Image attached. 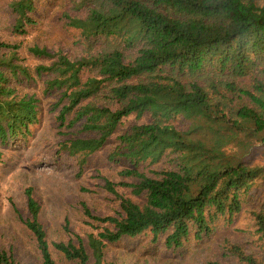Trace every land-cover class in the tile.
<instances>
[{
	"label": "trees",
	"instance_id": "trees-1",
	"mask_svg": "<svg viewBox=\"0 0 264 264\" xmlns=\"http://www.w3.org/2000/svg\"><path fill=\"white\" fill-rule=\"evenodd\" d=\"M43 1L0 0L13 35L38 23ZM57 11L78 54L29 44L30 66L0 40V144L28 139L54 95L55 156L84 166L104 151L121 179L104 178L113 210L84 204L91 229L66 223L51 246L26 188V216L14 210L36 264H123L109 248L142 236L172 251L205 246L204 264H264V164L252 161L264 152V0H61ZM0 264H24L15 243L0 240Z\"/></svg>",
	"mask_w": 264,
	"mask_h": 264
},
{
	"label": "rangeland",
	"instance_id": "rangeland-1",
	"mask_svg": "<svg viewBox=\"0 0 264 264\" xmlns=\"http://www.w3.org/2000/svg\"><path fill=\"white\" fill-rule=\"evenodd\" d=\"M60 2L50 0L39 4L35 13L38 23L23 35L10 32L8 16L2 12L0 4V40L21 45L20 50L30 66L39 62L27 53L29 44H56L64 52L78 54L81 46L74 43L72 33L58 17ZM39 85L28 86V89L38 91ZM52 98L55 96L40 102V119L31 125L32 135L28 139L20 137L5 145L0 144V236L3 235L0 240L5 247L9 241L15 243L24 264H36L41 257L33 235L14 210L18 209L22 217L26 216V188L31 187L33 196L39 201V219L50 246L52 242L67 238L66 223L68 229L81 231L82 236L91 229L92 220L86 217L84 204L93 214H103L117 205L115 196L104 189V178L111 181L121 178L118 167L107 160L104 151L90 155L84 166L78 164L77 157L65 153L55 156L60 122L56 119V110L50 105ZM184 125L187 126V122L184 121ZM258 144L260 142L256 140L254 145ZM252 161L264 164V152L255 151ZM147 241L144 236L122 240L109 248L113 250L110 254L123 264L144 257H150L147 264H204L203 258L208 254L205 246L194 253L196 244L193 241L185 248L173 251L160 245H147Z\"/></svg>",
	"mask_w": 264,
	"mask_h": 264
}]
</instances>
